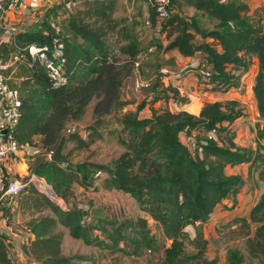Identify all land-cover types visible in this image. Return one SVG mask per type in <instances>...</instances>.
I'll list each match as a JSON object with an SVG mask.
<instances>
[{"label":"trees","instance_id":"obj_1","mask_svg":"<svg viewBox=\"0 0 264 264\" xmlns=\"http://www.w3.org/2000/svg\"><path fill=\"white\" fill-rule=\"evenodd\" d=\"M250 1L169 0L170 9L174 4L193 8L216 20L220 29L206 32L192 18L182 17L179 13L170 16L169 9L168 18L162 23L168 45L158 51L164 50L169 55L177 52L183 59L201 55L202 62L194 72L198 78V70L209 72L210 79L204 87L210 93L236 89L253 60L257 62L258 72L252 91L259 121L263 124H255L254 150L238 148L233 143L234 132L230 125L243 115L233 101L206 103L198 116L191 115L198 113L200 108L197 106L188 109L190 114L169 108L151 109L150 117L142 119L137 112H123L116 120L118 130H105L108 123L104 117L129 105L123 90L134 77L138 55L147 48L141 49L134 31L137 23L129 24V20L114 18L117 0H78L75 11L62 23L66 84L52 88L38 65L31 69L22 66L18 74L22 79L19 82L22 115L15 131L19 145L32 143L39 137L41 144L53 152L67 125L81 121L92 105L93 120L85 126L89 133L87 140H81L77 134L67 138L64 150L71 164L46 160L36 167L35 174L45 176L53 185L52 192L58 203L61 201L58 197L66 203L65 196L60 195L66 185L75 184L84 190L95 191L94 175L100 172L105 175L99 182L101 190L128 195L160 228L163 238L171 242L164 252L162 264H216V260L205 257L208 242L203 237L201 225L208 223L225 200L232 199L236 205L235 198L243 181L240 176L226 175L225 168L248 164V175H257L258 181L263 183V192L247 216H232L218 231L233 227L230 236L245 238L247 261L238 251L229 250L226 264H253L255 260L264 264V9L249 17ZM148 21V27L154 28L156 12L153 6ZM46 26L44 30L49 32ZM46 43L48 37L36 28L15 39V47L21 54L32 44ZM187 68L188 65L181 70ZM159 82L158 78L155 92ZM156 93L151 105L160 100L168 103L179 99V93L171 87ZM224 123L228 125L224 127ZM184 129L188 134L200 132L197 140L204 141L201 157L193 159L180 142L179 133ZM103 131H107V135H116L123 153L110 165L72 163V150L66 151L67 145L72 144L73 150H87L104 139ZM209 132L214 133L216 140L205 138ZM22 196L20 209L29 213V231L34 238L24 250L38 264L92 262V256L61 255L63 233L56 232L58 227L65 229L73 240L109 253L121 251V243L125 246L122 252L127 255L138 256L143 250H155V240L144 218H138L135 223H114L91 217L87 223L83 220L82 209L68 207L65 210L33 187L24 190ZM45 211L51 215L42 216ZM104 223L106 226L98 225ZM189 226L194 229L192 238L185 233ZM252 226H255L253 232ZM96 230L101 236L92 235ZM187 245L191 246L192 253L186 252ZM5 252L6 245L0 237V264H13Z\"/></svg>","mask_w":264,"mask_h":264},{"label":"rangeland","instance_id":"obj_2","mask_svg":"<svg viewBox=\"0 0 264 264\" xmlns=\"http://www.w3.org/2000/svg\"><path fill=\"white\" fill-rule=\"evenodd\" d=\"M125 2L124 0H118L120 6L118 5V10L115 12L117 16L116 19L129 20V24L137 23V27H134V31L136 32L140 41L141 49L145 50L149 46L156 44L157 52L155 53V55L150 57L148 61L143 62L141 64L142 70H140L139 72V77L141 80L146 81L152 79L151 87L148 89H142L138 92V101L134 97V95L130 96L131 92L129 91V99L127 100L129 101V105H127L122 111H116L110 116L104 117V120H106V122L108 123L107 128L105 130H118L116 120L120 119L123 112H137L138 117L141 119L150 117L151 109L153 108L149 106L150 104L148 101L150 100V98H153L155 96L154 89L159 75L163 76L166 75L167 72H174L176 76H180L179 78H176V80H183V78L187 74H192L189 71L192 70L190 67L183 71L181 69L184 67V65L181 64V66L179 65V67H177L175 65V61L172 55L167 54L166 52H164V50L158 51V49L160 48H165L168 45V41L164 39L165 35L161 37V39H157L155 37L154 28L147 26V24H149L148 20L150 16V10L152 9V0H131V3L126 2V4H124ZM178 5L179 4H174V6L171 7L170 16L172 14L179 13V15L182 17L192 18L198 24V26L206 32L217 31L220 29V25L216 20L207 18L206 16L202 15L200 12H197L193 8ZM263 8L264 0L263 2L262 0H257L252 4L248 16L252 17L254 12L260 11ZM159 45H161V47ZM169 57L170 59L167 61L166 59H168ZM21 68L22 66H19L18 70L15 71L16 77L20 73ZM160 70H162L163 72L160 73ZM11 71L12 70H9L8 72H6V74H9ZM254 71L256 72L255 74H257L258 68ZM240 83L241 82H239V84ZM208 96L209 97H207L206 99L202 98L201 100H195V103L193 105L199 107L200 109L198 113L191 115H199L204 104L214 103V97L212 96V94H209ZM247 96H251L249 90ZM141 97L145 98L143 99ZM196 103L199 104L195 105ZM194 106H189L188 108H186L187 111L185 112L190 114L188 112V109ZM140 107L141 109H139ZM162 108H169L171 111L178 112L173 106V102H170L169 105L168 103L162 102V105L158 108V110H161ZM257 119L259 118L255 117V120ZM92 120V105H90L87 108L86 114L82 118V120L77 123H69L67 125V128L73 125L85 127L91 124ZM116 140V135H107L106 131V133L104 132V139L94 143L89 147V149L77 151L72 149V144H68L66 151L72 150L70 160L74 164L90 162L95 164L110 165L121 153H123V149L117 144ZM44 161H46L45 158L37 157L34 159V161L25 163L17 169V176L20 178H24L25 176L31 174L36 175V167ZM104 176L105 175L101 173L97 177H95L94 175V179H96L97 184V189L95 191L92 189L84 190L83 188H80L75 184H70L62 187L60 191V195L65 196L66 203L61 197H58L61 200L59 203L54 198L50 197V199L56 202L61 208L65 210L68 207L78 209H83L85 207H89L91 209H101L104 213L99 218H103V220L105 221H111L114 223H135L138 218H144L148 221L150 234L155 240V250H143L138 256L127 255L122 252V250L125 249V246L121 243L119 246L121 251L109 253L104 250H99L95 247L85 246L82 242L73 240L69 237V234L65 229L58 227L56 232L63 233L61 243V255L63 257H71L76 255L92 256V262L86 264H162L164 252L167 248H169L171 242L163 238L160 228L157 227L154 221L151 220L145 213L140 210L136 202L128 195L118 191L108 192L101 190L99 187V182L101 179H103ZM38 177L53 191V185L48 182L45 176L40 175ZM246 182L248 183V185ZM246 182L242 183V185H245L244 188L246 187V185L248 186L247 193H253L254 189L257 190V184L254 181L247 177ZM31 186L35 188L34 184H32ZM22 197V194H20L16 199L11 201L8 208L11 227L13 228L14 234L18 236H26L25 234L27 233V230H29V221L31 219L29 213L22 212L19 208L20 205L18 203L20 202V198ZM234 206L235 205H233L232 201L231 203H227L224 201V205H221L220 208L221 210L226 211L227 208L231 209ZM41 215L50 216L51 214L48 211H45ZM225 220L226 219L224 218L213 217V219L207 224L201 225L203 237L208 242L205 252L206 259L216 260V264H226L227 252L229 250H236L247 261V253L245 250V238L230 236L229 231L232 230L233 227L230 229H226L225 231H218V229H220L228 222ZM216 221L218 222L214 224V222ZM98 225L106 226L105 223ZM254 229L255 226H252L251 232H253ZM185 233L190 238H192L194 236V229L189 226L185 229ZM92 235L101 236V232L96 230L92 233ZM25 242L29 244V239H24L23 247L25 246ZM186 252H193L191 246H186ZM21 258L22 262L14 261L13 264H38L25 254L24 248L21 253ZM253 264H258V261H253Z\"/></svg>","mask_w":264,"mask_h":264},{"label":"built area","instance_id":"obj_3","mask_svg":"<svg viewBox=\"0 0 264 264\" xmlns=\"http://www.w3.org/2000/svg\"><path fill=\"white\" fill-rule=\"evenodd\" d=\"M218 1L224 2V0ZM126 2L131 3L128 0ZM77 5L78 0H0V237L6 245V257L11 263L22 262L21 253L24 245V240H16L10 224L8 208L11 201L24 190L32 187V184L37 191L47 197L49 196L45 190H50L37 175L18 177L17 169L37 157L50 161L53 154L41 143L19 145L15 139V131L22 115V99L15 71L19 66L31 69L38 65L44 71L52 88L58 89L66 84L65 44L62 40L63 28L60 21L67 20ZM152 6L156 12L155 37L161 39L162 23L169 15V0H152ZM45 24L49 27V32L44 30ZM34 28L48 37V43L41 46L32 44L21 54L15 47V39L19 34ZM156 52L157 46L153 44L138 55L134 64L135 80L132 84L134 92L151 87L152 79L141 80L138 69ZM189 66L197 69L198 63L194 62ZM9 70L12 71L6 74ZM198 74L200 83L203 86L207 84L210 79L209 72L201 69L198 70ZM241 90L242 85L236 89L237 92ZM257 117L259 118L258 115ZM65 133L77 134L83 141L89 136L85 127L76 125L66 128ZM205 138L216 140L213 132L207 133ZM179 140L193 159L201 157V145L204 141L199 142L195 135L188 134L187 129L179 133ZM99 175L100 172L96 173L95 177ZM90 210L89 207L82 209V215L83 212L87 213L83 216L84 222L90 221L91 217L88 215Z\"/></svg>","mask_w":264,"mask_h":264},{"label":"crops","instance_id":"obj_4","mask_svg":"<svg viewBox=\"0 0 264 264\" xmlns=\"http://www.w3.org/2000/svg\"><path fill=\"white\" fill-rule=\"evenodd\" d=\"M125 1L126 0H124V2ZM256 1L257 0H251L249 2V7L251 8L252 4ZM117 2H118V0H117ZM262 2H263V0H262ZM124 4H126V2ZM118 5L120 6V3H118ZM114 15H115V19H116V17H117L116 13ZM13 21H17V20H13ZM64 21L65 20L60 21L61 25ZM171 55L174 58L175 65L177 67H179V65L181 66V64L184 65V67L186 65H188V67H190L189 64H191V63L195 62V63L199 64L200 62H202V56L199 54H196L192 58H189V59L181 58L177 52H172ZM250 68H249L248 73L246 75H244L240 81L241 83L239 84V86L242 85L241 92L236 91V89L238 88L237 87L236 89L233 88L226 93H210L207 90H205V87L200 83L199 78L196 76L194 69H192V70H189L190 73H192V74H187V75L184 74L186 76L183 78V80H181V79L176 80V78H179L180 76H176V74L174 72H168L166 75L159 77V79H160L159 87L156 90L157 93L156 92L155 93L156 94L161 93L164 89H166L168 87L175 89L179 93V99L175 102L170 100L168 102V105L170 104V102H173V106L175 107L176 111H187L186 108H188L189 106H194L193 104L195 103V100H201L202 98L206 99L207 97H209L208 96L209 94H212V96L214 97V102H221V103L230 102V101L236 102L238 104V108L241 110L243 115L241 117H239L238 119L234 120V122L230 125V129L234 132L233 143L238 148H245V149L248 148V149L254 150L256 148L255 124L257 122H259L260 124H263V122L259 121V119L255 120V117H257V115H258L256 102H255L253 91H252V88L254 85V79L256 76V74H255L256 72L254 70L257 69V62L255 60H253V64L251 65ZM15 78L18 79V83L22 80L21 77H18V75L16 77V73H15ZM134 80H135V78L130 79L126 83V88L123 90L126 100L129 99V95H128L129 91L131 92L130 96L134 95V97L137 99V101L139 99L138 98L139 93L134 92L132 90V84H133ZM157 82H158V80H157ZM157 82H156V84H158ZM248 90L251 94V96H249V97L247 96ZM232 93H235V94H232ZM168 94L171 95L169 92H168ZM141 98L144 99L145 97H141ZM151 100H152V98H150V100L148 101L150 104L149 106L155 110H158V108L162 105L163 101L160 100V101L155 102L153 105H151V103H150ZM198 104L199 103H196L195 105H198ZM225 124L226 123L223 124L224 127L227 126ZM191 134L195 135L196 138L201 136L199 131H193V132H191ZM32 142L41 143L39 137L34 138ZM64 154H65V150H64ZM248 169H249L248 164L237 165L234 167L227 166L225 168V173L228 176H240L242 178L243 183L246 182V178L248 177L249 179H251L252 181H254L257 184V190L254 189L253 193L252 192L247 193L248 183L246 182L247 183L246 187L244 188L245 185L244 186L242 185L240 192L238 193V195L235 198L236 205L233 207V209L223 211V210H221V208L219 206L214 211V213L210 217L209 221H211L213 219V217L214 218L220 217V218L226 219L225 221H229V219L232 216H247L248 215L250 209L255 205L259 196L263 192V183L258 181L256 174L249 176L248 175ZM231 201H233V200L232 199L231 200L230 199L225 200V202H227V203H231ZM222 205H224V202ZM19 208H20V206H19ZM217 222L218 221L214 222V224ZM25 235L26 236L15 235L16 240L17 241H23L24 239L28 238L29 243H30L34 239L33 235L31 234V232L29 230H27V233ZM28 245L29 244L26 242V244L23 248L25 249Z\"/></svg>","mask_w":264,"mask_h":264},{"label":"water","instance_id":"obj_5","mask_svg":"<svg viewBox=\"0 0 264 264\" xmlns=\"http://www.w3.org/2000/svg\"><path fill=\"white\" fill-rule=\"evenodd\" d=\"M128 1L131 2V0H128ZM69 135L70 134H65L60 138L59 143L57 144L55 150L53 151V154L50 157V161L55 162L57 164H61V165L71 164L69 160L67 159L66 155L64 154V148H65L66 141ZM103 213L104 212L101 209H91L88 215L93 218H99L100 216H102ZM85 215H87V213L83 212V216Z\"/></svg>","mask_w":264,"mask_h":264},{"label":"bare ground","instance_id":"obj_6","mask_svg":"<svg viewBox=\"0 0 264 264\" xmlns=\"http://www.w3.org/2000/svg\"><path fill=\"white\" fill-rule=\"evenodd\" d=\"M45 191H47V194H48L51 198H54V197H55L51 189H50V190L46 189Z\"/></svg>","mask_w":264,"mask_h":264}]
</instances>
